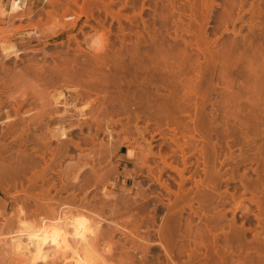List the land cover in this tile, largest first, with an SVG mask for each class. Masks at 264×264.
Returning a JSON list of instances; mask_svg holds the SVG:
<instances>
[{"label": "rangeland", "instance_id": "1", "mask_svg": "<svg viewBox=\"0 0 264 264\" xmlns=\"http://www.w3.org/2000/svg\"><path fill=\"white\" fill-rule=\"evenodd\" d=\"M8 5L0 0V46L14 42L19 55L0 48V264H27L5 244L9 233L38 226L59 205L99 220L97 264H264V0H29L16 13ZM119 53L122 65L150 60L149 104L137 98L140 72L131 114H96ZM66 63L81 70L75 83L38 78L39 95H22V70ZM79 81L99 86L78 97ZM59 92L71 108L50 126L80 108L87 122L73 115L61 158L43 118ZM36 264L74 263L66 255Z\"/></svg>", "mask_w": 264, "mask_h": 264}, {"label": "bare ground", "instance_id": "2", "mask_svg": "<svg viewBox=\"0 0 264 264\" xmlns=\"http://www.w3.org/2000/svg\"><path fill=\"white\" fill-rule=\"evenodd\" d=\"M23 1L27 2L29 0H9V12L10 13H16L18 12L19 10L22 9V4H23ZM4 9V8H3ZM17 15V14H16ZM2 45V44H1ZM1 48V52L3 54L4 57H10V56H14V57H17L19 55V50L16 46V44L14 42H9V43H5L2 45V47L0 46ZM99 56V55H97ZM122 55L119 53L118 57H117V61H115L114 63V70H113V73H112V78L114 79L113 80V83H114V87H110L109 84L107 83L108 81V77L109 75L108 74H104V77L102 79V83H104V88H103V93H104V98L103 100L100 102L99 105H97L95 107V113H100V114H105L106 112L107 113H112L114 112V116L117 115V114H120L118 113L119 111H122L124 112V114L127 112L126 115H129L132 113H129L128 111L131 109V105H130V101L133 99L134 97V93L136 91V89H133L134 87V84H133V80H132V76L135 77V75L137 73H140V72H145L144 75L145 77H142V80L138 82V92H137V98L141 101V103L143 104L144 108H146L149 104V101H148V92H149V86H148V72H149V62L150 60L148 59H142L141 62H135L134 60L132 59H129V61L122 65L121 62H120V59H121ZM97 59L99 57H96ZM102 60L103 61H106L108 60L107 57H102ZM147 61V63H143L144 61ZM149 61V62H148ZM76 63V62H75ZM75 63H72V64H69L66 63L65 65V68L63 70H55L53 69L51 66H48L47 68H40L39 66L40 65H32L31 67H27L25 70H22L21 71V74L24 75L26 78L24 79H27L29 78V81L27 83V87L26 88H23L26 89V90H22V95L26 96L27 97V94H29L30 92L33 94V95H36V93L39 91L38 90V86L37 85V81L39 82V80H43L41 83L44 84L46 83V80L51 76L54 77V79L56 80V82L58 81H63V82H66L67 81H70V82H76L78 77L82 74L81 73V70L78 69V67L75 65ZM128 75V79H124V75ZM15 75V74H13ZM19 76V75H18ZM17 76V77H18ZM22 78V77H21ZM39 78V80H38ZM14 79H16L14 77ZM37 79V80H35ZM19 80V79H18ZM17 81V80H16ZM20 81V80H19ZM17 81V82H19ZM23 81V80H22ZM89 81V80H88ZM123 81L125 82V86L123 84ZM14 83V81H12ZM12 82L10 81L9 83L12 84ZM17 82H15L14 84H16ZM74 82V83H75ZM84 84H82V87L80 88H77V84L78 83H81L80 81L77 82L76 84H73L76 85L75 87L77 88H74V90H76L78 93L76 94V96H84V95H87L89 94L90 92V88L92 87V85H89V88L88 86L86 87H83L85 86V82L87 83V81H83ZM82 82V83H83ZM7 83V82H6ZM25 83V82H24ZM23 83V84H24ZM89 83L91 84V82L89 81ZM88 83V84H89ZM93 83V82H92ZM21 84V83H20ZM72 84V83H71ZM8 85V83L6 84ZM41 85V84H40ZM3 86V85H2ZM91 86V87H90ZM94 87H92V90L94 88V90H96L99 86L98 83H95L93 84ZM37 87V89H35ZM3 89V88H2ZM27 89L30 91L28 93ZM38 94V93H37ZM20 95V96H22ZM39 95V94H38ZM15 95H8V97H11L12 99H16L14 97ZM20 96L17 95V98H20ZM23 96V97H24ZM37 96V95H36ZM39 97V96H38ZM37 97V98H38ZM10 98V99H11ZM22 98V97H21ZM35 98V97H34ZM65 96L63 97V95L59 92L58 95L54 96V98L52 99V112L50 113L49 110H47L48 113H46V115H44V119L46 120L45 123H46V129H47V135L44 136L46 137L45 140L46 142L47 141H50L52 138H56V140H60L62 142V149H61V152L59 150V155H57L59 158H61L63 156V151L62 150H66L69 146V144L71 143L70 141H73L72 139H68V135H67V125H71V123H74V122H71L69 123V121L71 120V118L73 117V112L70 113L71 111H68L69 113H66L65 116H64V119L62 118L61 122L58 123L56 122V124L54 126H50L51 125V120L56 117H58L59 114L63 113V112H66L68 109L71 108L70 104L65 100ZM11 99V100H12ZM24 99V98H23ZM33 99V98H32ZM41 99V98H40ZM2 100V99H1ZM5 100V99H4ZM18 101H20V99H17ZM27 100V99H26ZM35 100V99H34ZM3 101V100H2ZM10 101V100H9ZM8 101V104L10 103H13V101H15V104H16V100H13L12 102L9 103ZM23 100H21V102L16 105H20L22 103ZM25 101V100H24ZM40 101V100H38ZM7 102V101H6ZM26 102V101H25ZM35 102V101H34ZM37 102V100H36ZM91 102V101H90ZM1 103V102H0ZM2 105V103L0 104ZM4 105V104H3ZM12 105V104H11ZM10 105V106H11ZM22 105V104H21ZM35 105V104H34ZM49 105V106H51ZM72 105V104H71ZM43 106V105H42ZM13 108V105L11 106ZM14 107H16V110L13 108V110H15V112L17 111V106L14 105ZM21 107V106H19ZM45 107V106H43ZM82 107V106H81ZM84 107V106H83ZM40 108V106H39ZM48 109V107H46ZM8 109V108H7ZM11 109V108H10ZM21 109V108H20ZM50 110V111H51ZM29 111V110H28ZM31 111V110H30ZM30 111L29 112H26L24 113L23 115L26 114V116H29L30 115ZM42 111V110H41ZM79 113H77V115L75 114V117H76V121L80 124L82 122H86V116L83 115V108H80L79 110ZM46 112V111H45ZM76 112V111H75ZM94 112V111H93ZM135 114H136V111H134ZM7 113V112H6ZM18 113V112H16ZM36 113V112H35ZM40 113V112H39ZM116 113V114H115ZM32 114V113H31ZM38 114V112H37ZM45 114V113H44ZM123 114V113H122ZM134 114V115H135ZM17 115V114H16ZM36 114H34L35 116ZM91 115V114H90ZM112 116V114H110ZM137 115V114H136ZM20 116V115H19ZM32 119H34V116L30 115ZM29 116V117H30ZM37 116H40L37 115ZM93 116V115H92ZM104 116V115H103ZM113 116V117H114ZM138 116V115H137ZM25 117V116H24ZM74 117V118H75ZM102 117V115H101ZM106 119L108 118V116H104ZM102 117V118H104ZM112 117V118H113ZM26 118V117H25ZM94 118H98L96 117V115L94 114ZM111 118V117H110ZM129 118V117H128ZM137 118V117H135ZM6 122L9 121L10 123L7 122V127H12L11 129H13L17 124H16V121H12L11 119H9V116L7 115V117L5 118ZM13 119V118H12ZM24 119V118H23ZM30 118H28V121H29ZM32 119H30L32 121ZM116 121L118 122V118H115ZM4 121V120H3ZM4 121V123H5ZM115 122V123H117ZM33 123V122H32ZM127 123V122H125ZM6 124V123H5ZM9 124V125H8ZM29 123H27L28 125ZM2 125V123H1ZM20 125V124H19ZM4 126V125H2ZM6 126V125H5ZM26 126V125H25ZM29 126V125H28ZM38 126V125H37ZM103 126V125H102ZM113 126L111 123H108L106 121H104V126L102 127L104 130H106L108 132V136H111V131L110 129H112ZM18 127V126H17ZM22 128V127H21ZM27 128V127H25ZM97 128H99V126L97 125ZM8 129V128H7ZM35 129V128H34ZM6 130V129H5ZM9 130V129H8ZM14 130V129H13ZM10 132V131H9ZM23 132V130H22ZM21 134V133H20ZM38 134V133H37ZM19 135V134H18ZM32 135V134H30ZM38 136V135H37ZM27 137V136H26ZM44 137H41L39 139V141L41 140L42 142V145L45 144L43 143L44 141H42V138ZM4 138V137H3ZM6 138V136H5ZM28 138V137H27ZM33 138V136H32ZM36 138V137H35ZM39 138V137H38ZM20 139V138H18ZM30 140V138L28 139ZM34 140V139H32ZM37 140V139H36ZM38 141V140H37ZM38 141V142H39ZM69 141V142H68ZM22 142V141H21ZM30 142V141H29ZM32 142V141H31ZM37 142V143H38ZM40 142V143H41ZM112 142V141H111ZM111 142H109L111 144ZM150 142V140H149ZM148 142V144H150ZM36 143V142H34ZM113 143V142H112ZM48 144V143H47ZM73 144V143H72ZM27 145V144H26ZM74 145V144H73ZM113 144L109 145V146H112ZM115 145V144H114ZM112 146V151L114 149V152H117L115 149H117V147L119 146ZM147 145V144H146ZM32 146V145H31ZM46 146V145H45ZM76 146H78V143H76ZM30 147V146H29ZM33 147V146H32ZM44 147V146H42ZM79 147V146H78ZM113 147H116V148H113ZM146 147V146H145ZM7 148V147H6ZM26 149V148H25ZM24 149V150H25ZM33 149V148H31ZM52 149V148H51ZM120 149V148H119ZM146 149V148H145ZM53 150V149H52ZM108 150H111V149H108ZM118 150V149H117ZM22 151V150H21ZM20 151V153H21ZM46 151V150H45ZM49 151V150H48ZM152 151V150H151ZM18 152V151H17ZM150 152V150H149ZM31 153V152H30ZM56 153V152H55ZM29 154V153H28ZM54 154V153H52ZM22 155V154H21ZM20 155V156H21ZM27 155V154H26ZM88 155V154H87ZM106 156V155H105ZM12 157V156H11ZM57 157V158H58ZM30 158V157H29ZM28 158V159H29ZM3 159V158H2ZM5 159V158H4ZM22 157V158H19L17 159V162L20 163L21 165H23V167L28 164V162L30 163V161ZM53 160V159H52ZM128 161V160H126ZM32 163V162H31ZM127 163V162H126ZM6 164V163H5ZM4 164V165H5ZM3 165V163H2ZM3 165V166H4ZM89 165V164H87ZM1 166V165H0ZM12 166V165H11ZM93 166V164L91 165ZM2 167V166H1ZM9 167V165H8ZM22 167V168H23ZM14 168V166H13ZM21 168V169H22ZM15 169H18V168H15ZM14 169V171H15ZM30 169V168H29ZM25 170V169H24ZM42 170V169H41ZM9 171V170H8ZM5 172V171H3ZM16 172V171H15ZM21 173V172H20ZM9 174V173H8ZM15 174V173H14ZM44 175V174H43ZM43 177V176H42ZM77 178V173L75 175L74 173V180ZM36 180V179H35ZM1 184V183H0ZM66 186V185H65ZM75 187V186H74ZM106 190V189H105ZM73 192V191H72ZM111 193V192H110ZM103 194V192H102ZM107 194V192L105 193ZM25 195V194H24ZM29 195V194H28ZM27 195V196H28ZM26 196V195H25ZM31 196V195H30ZM106 196V195H105ZM109 196V195H108ZM112 196V195H110ZM76 197V196H75ZM107 197V196H106ZM27 198V197H26ZM37 198V197H36ZM84 198V197H83ZM28 199V198H27ZM40 199V198H39ZM76 199V198H75ZM80 200V199H79ZM125 200V199H124ZM38 201V200H37ZM40 202V201H39ZM38 202V203H39ZM82 202V201H81ZM86 202V201H85ZM125 202V201H124ZM37 204V202H35ZM34 203V204H35ZM42 203V202H41ZM40 203V205H41ZM60 204V203H59ZM46 205V204H45ZM50 205V204H49ZM52 205V204H51ZM78 205V204H77ZM83 205V204H82ZM24 206V205H23ZM42 207H44V205L42 204L41 205ZM61 205H59L60 207ZM79 206V205H78ZM90 206V205H89ZM40 207V206H39ZM47 208H49V206L47 205L46 206ZM45 207V208H46ZM56 208L57 210L55 209H52V207L50 206V209L53 210V217L51 215L52 218H50V216H44L42 217L40 220V222L38 223V226L34 224V227L32 226L33 224L31 223L30 226H20L18 228V230L16 229L15 232H11L9 233L8 235V242L5 243L7 245H9V248H11V251L16 253L15 255L17 254H20L18 256H24L25 260L27 261V264H36L37 262H50V261H55L56 258H61V259H65V256L68 255L69 256V259H71L72 263L74 264H97V261L96 259L92 256V252H91V249L90 247H92V239L93 238H96L95 236H98L97 233L98 229V226H99V220H94V221H89L88 220V217L85 216V214L81 213L79 210H75V211H72L70 209H63L62 207L61 208ZM65 207V206H64ZM68 207V206H67ZM74 207V205H73ZM85 207V205H84ZM83 207V208H84ZM88 207V206H87ZM25 209V207H24ZM37 209V208H35ZM41 209V208H40ZM49 209V210H50ZM86 209V208H85ZM91 209V208H90ZM89 209V210H90ZM39 210V209H38ZM43 210V209H42ZM48 210V209H47ZM46 210V211H47ZM26 211V210H25ZM21 214L23 213V210L20 211ZM45 212V210H44ZM84 212V209L83 211ZM91 212V211H90ZM262 213V212H261ZM47 214V213H46ZM98 214V213H97ZM264 214V213H262ZM18 215V213H17ZM40 215V214H39ZM44 215V214H43ZM49 215V214H48ZM89 215V214H88ZM42 216V215H41ZM96 216V215H95ZM19 217V216H17ZM98 217V216H97ZM170 217V216H169ZM174 217V216H173ZM259 217V215H258ZM264 217V216H263ZM7 218V217H6ZM95 218V217H94ZM99 218H100V213H99ZM15 219V218H14ZM20 219V218H19ZM21 220V219H20ZM38 220V219H37ZM104 220V219H103ZM16 221V220H15ZM89 221V222H88ZM13 222V221H12ZM20 222V221H19ZM33 222V221H32ZM7 223V222H6ZM25 223V222H24ZM23 223V224H24ZM35 223V221H34ZM176 223V222H175ZM5 224V223H4ZM2 223H0V228L1 226L5 227L6 225H4ZM20 224V223H19ZM18 224V225H19ZM172 224V223H170ZM169 224V225H170ZM174 224V222H173ZM21 225V224H20ZM168 225V223H167ZM176 225V224H175ZM16 226V225H15ZM101 226V225H100ZM165 226V225H164ZM174 226V225H173ZM2 227V228H3ZM167 227V226H166ZM161 228L163 231L161 233V237L164 236L167 234V231L168 228ZM15 229V228H14ZM170 232V231H169ZM168 232V233H169ZM160 234V233H159ZM3 236V233L1 234L0 233V236ZM170 235V234H168ZM167 236V235H166ZM199 236V235H198ZM7 236H5L4 238H6ZM102 237V236H101ZM2 238V237H1ZM3 238V239H4ZM2 240V239H1ZM5 241H7V238L4 239ZM3 240V242H5ZM96 240V239H95ZM97 241V240H96ZM2 245V244H1ZM163 246V245H162ZM4 247V246H3ZM165 247V249H168V247L166 246H163ZM2 249V248H1ZM9 250V249H8ZM10 251V252H11ZM7 252V250H6ZM9 252V253H10ZM93 252H95L93 250ZM13 254V253H12ZM11 254V255H12ZM168 254V253H167ZM12 257V256H11ZM23 258V259H24ZM97 258V257H96ZM21 259V257H20ZM10 260V259H9ZM13 260V259H12ZM19 261V259H18ZM22 261V260H21ZM17 262V261H16ZM250 264V263H248Z\"/></svg>", "mask_w": 264, "mask_h": 264}]
</instances>
